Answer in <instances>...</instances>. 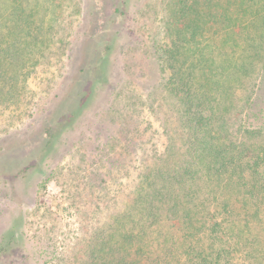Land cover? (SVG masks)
<instances>
[{
    "label": "rangeland",
    "instance_id": "1",
    "mask_svg": "<svg viewBox=\"0 0 264 264\" xmlns=\"http://www.w3.org/2000/svg\"><path fill=\"white\" fill-rule=\"evenodd\" d=\"M167 1L25 0L52 41L21 104L0 109V264H82L146 171L181 160L156 58ZM258 85L254 75L238 107L247 95L264 104Z\"/></svg>",
    "mask_w": 264,
    "mask_h": 264
},
{
    "label": "trees",
    "instance_id": "2",
    "mask_svg": "<svg viewBox=\"0 0 264 264\" xmlns=\"http://www.w3.org/2000/svg\"><path fill=\"white\" fill-rule=\"evenodd\" d=\"M165 12L156 58L182 158L146 171L82 264H264V104L236 99L254 75L264 94V0H168ZM51 28L25 0H0V109L21 104Z\"/></svg>",
    "mask_w": 264,
    "mask_h": 264
}]
</instances>
